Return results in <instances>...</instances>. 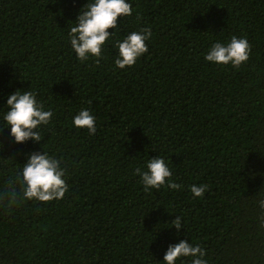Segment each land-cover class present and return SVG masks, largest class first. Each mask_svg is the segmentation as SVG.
I'll list each match as a JSON object with an SVG mask.
<instances>
[{
  "label": "trees",
  "instance_id": "1",
  "mask_svg": "<svg viewBox=\"0 0 264 264\" xmlns=\"http://www.w3.org/2000/svg\"><path fill=\"white\" fill-rule=\"evenodd\" d=\"M84 2L0 0V107L29 89L53 112L38 142L0 130V262L161 264L185 240L208 264H264V0H129L101 57L80 61L67 37ZM144 27L147 52L114 68V40ZM233 35L247 38V61H204ZM81 106L93 135L71 125ZM44 151L65 171L61 200L24 195L22 166ZM155 156L182 190L143 187ZM191 184L207 185L201 198Z\"/></svg>",
  "mask_w": 264,
  "mask_h": 264
},
{
  "label": "clouds",
  "instance_id": "2",
  "mask_svg": "<svg viewBox=\"0 0 264 264\" xmlns=\"http://www.w3.org/2000/svg\"><path fill=\"white\" fill-rule=\"evenodd\" d=\"M129 0H85L69 30L68 43L76 59L87 61L89 58H100L106 41L114 37L118 17L123 18L132 14ZM108 29H113L109 32ZM152 33L148 27L130 31L122 39L114 40L115 57L113 66L125 69L136 64L138 59L147 52L146 41ZM250 45L246 37L233 35L227 41L216 40L210 44L204 53L205 62L222 66L239 67L247 61ZM5 103L0 107V121L14 137L15 142L22 143L29 138L41 140L40 126L48 125L53 117L51 108L45 107L34 90L17 89L2 97ZM71 125L77 129H86L88 135L97 130L96 118L93 112L81 106L71 116ZM37 129V131H33ZM145 171H139L140 183L145 189H157L167 186L170 190L180 191L182 185L175 182L172 170L163 156L151 157L145 162ZM66 174L60 167V161L46 151L29 156L22 166V177L25 184V197L35 198L38 202L61 200L68 191ZM188 190L193 198H201L207 190L205 184H191ZM264 209V202H260ZM181 216L171 221L172 227L179 229ZM205 251L199 244L188 243L185 240L169 245L161 264H176L178 260L184 264L186 258L194 257L191 264H208ZM2 264V262H0Z\"/></svg>",
  "mask_w": 264,
  "mask_h": 264
}]
</instances>
